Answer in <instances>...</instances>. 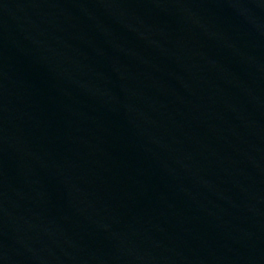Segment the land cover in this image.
Masks as SVG:
<instances>
[{"label":"water","instance_id":"1","mask_svg":"<svg viewBox=\"0 0 264 264\" xmlns=\"http://www.w3.org/2000/svg\"><path fill=\"white\" fill-rule=\"evenodd\" d=\"M196 264H264V0H103Z\"/></svg>","mask_w":264,"mask_h":264}]
</instances>
